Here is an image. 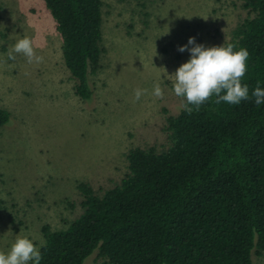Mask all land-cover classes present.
I'll return each instance as SVG.
<instances>
[{
	"label": "rangeland",
	"instance_id": "rangeland-1",
	"mask_svg": "<svg viewBox=\"0 0 264 264\" xmlns=\"http://www.w3.org/2000/svg\"><path fill=\"white\" fill-rule=\"evenodd\" d=\"M101 65L83 100L61 50L56 22L43 0H0V106L11 113L0 127V250L22 233L45 237L44 225L67 228L82 211V181L102 195L128 172L132 147L170 145L168 115L185 99L171 76L191 58L179 51L190 37L222 46L251 15L245 0H102ZM33 39L41 63L8 50ZM193 45H188L190 49ZM159 82L163 97L153 95ZM146 89L140 100L134 90ZM264 264V252L253 255ZM95 250L84 264H103ZM30 261L29 264H32Z\"/></svg>",
	"mask_w": 264,
	"mask_h": 264
},
{
	"label": "trees",
	"instance_id": "trees-1",
	"mask_svg": "<svg viewBox=\"0 0 264 264\" xmlns=\"http://www.w3.org/2000/svg\"><path fill=\"white\" fill-rule=\"evenodd\" d=\"M43 1L75 93L90 100L89 78L103 52V2ZM244 6L251 15L226 43L250 54L242 83L251 97L264 88V0ZM215 99L168 115L169 147L130 148L128 172L102 195L80 182L83 211L67 228L43 226L40 264H84L95 250L103 264H255L253 255L264 252V104ZM10 119L0 106V127Z\"/></svg>",
	"mask_w": 264,
	"mask_h": 264
},
{
	"label": "clouds",
	"instance_id": "clouds-1",
	"mask_svg": "<svg viewBox=\"0 0 264 264\" xmlns=\"http://www.w3.org/2000/svg\"><path fill=\"white\" fill-rule=\"evenodd\" d=\"M188 45H193L190 49ZM188 45L181 46L179 51H190L191 58L183 63L171 76L174 94L186 100L183 107L191 113L194 105L198 111L200 106L215 97V103L226 102L239 104L242 100L255 98L256 104H264V88L259 85L249 95V87L242 83L248 69L249 52L246 48H235L232 43L222 46L205 47L197 44L195 37H190ZM23 55L29 64L41 63L43 57L38 55L33 39L24 36L16 41L8 50L9 60H15L16 55ZM147 90L137 88L134 90L135 100H140ZM153 95L162 98L164 93L159 82L153 86ZM36 238L30 234L18 235L11 245L10 250H0V264H40L42 259Z\"/></svg>",
	"mask_w": 264,
	"mask_h": 264
}]
</instances>
